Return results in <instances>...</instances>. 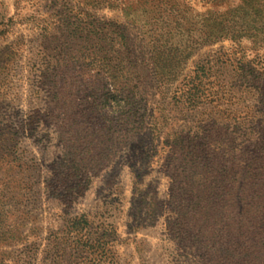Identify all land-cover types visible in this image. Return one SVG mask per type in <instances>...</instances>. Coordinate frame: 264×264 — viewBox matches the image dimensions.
<instances>
[{"label": "rangeland", "instance_id": "1", "mask_svg": "<svg viewBox=\"0 0 264 264\" xmlns=\"http://www.w3.org/2000/svg\"><path fill=\"white\" fill-rule=\"evenodd\" d=\"M0 264H264V0H0Z\"/></svg>", "mask_w": 264, "mask_h": 264}, {"label": "trees", "instance_id": "2", "mask_svg": "<svg viewBox=\"0 0 264 264\" xmlns=\"http://www.w3.org/2000/svg\"><path fill=\"white\" fill-rule=\"evenodd\" d=\"M224 31V30H223Z\"/></svg>", "mask_w": 264, "mask_h": 264}]
</instances>
